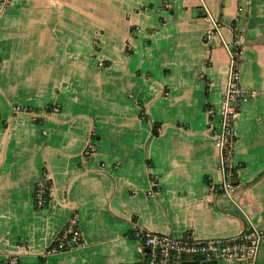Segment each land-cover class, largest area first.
Here are the masks:
<instances>
[{
    "label": "crops",
    "instance_id": "1",
    "mask_svg": "<svg viewBox=\"0 0 264 264\" xmlns=\"http://www.w3.org/2000/svg\"><path fill=\"white\" fill-rule=\"evenodd\" d=\"M235 30L247 96L226 194L214 130ZM74 214L84 245L46 254ZM250 225L264 264V0H0V264H134L140 230Z\"/></svg>",
    "mask_w": 264,
    "mask_h": 264
},
{
    "label": "built area",
    "instance_id": "2",
    "mask_svg": "<svg viewBox=\"0 0 264 264\" xmlns=\"http://www.w3.org/2000/svg\"><path fill=\"white\" fill-rule=\"evenodd\" d=\"M7 4L9 0H2ZM214 27L206 34L211 41L220 33V24L212 19ZM244 36L235 30L234 40L229 49V71L226 90L223 94L221 106L216 111L219 116V127L214 130L215 145L220 152L221 169L224 182L221 190L226 194L235 190L232 176L236 167L234 151L238 139L236 121L240 115V104L247 96L240 84V68L243 57ZM21 107H18L20 109ZM213 129V125L210 123ZM90 148L91 145H90ZM89 153L88 150L85 152ZM50 176L45 175L36 181L33 196L36 206L42 208L49 204L51 187ZM138 250L140 259L134 264H182L183 261H234L236 263L256 264L263 234L254 225H250L241 233L225 239H200L194 233L174 236L151 231L140 230ZM74 245H84L80 218L72 215L63 231L57 235L46 254H54L66 250ZM13 264H16L14 262Z\"/></svg>",
    "mask_w": 264,
    "mask_h": 264
},
{
    "label": "water",
    "instance_id": "3",
    "mask_svg": "<svg viewBox=\"0 0 264 264\" xmlns=\"http://www.w3.org/2000/svg\"><path fill=\"white\" fill-rule=\"evenodd\" d=\"M200 263H204V264H218V261L214 260V261H205V262H200V261H183L182 264H200Z\"/></svg>",
    "mask_w": 264,
    "mask_h": 264
},
{
    "label": "trees",
    "instance_id": "4",
    "mask_svg": "<svg viewBox=\"0 0 264 264\" xmlns=\"http://www.w3.org/2000/svg\"><path fill=\"white\" fill-rule=\"evenodd\" d=\"M48 109H49V107H48ZM239 110H240V108H239ZM155 134H156V131H155ZM236 175H237V171H236V167L234 168V170H233V176H232V180H233V178L234 177H236ZM49 186L51 187V185H50V182H49ZM33 195V194H32ZM33 199H34V196H33ZM49 201H50V197H49ZM36 204V203H35ZM36 206V205H35ZM46 206H47V204H46ZM37 207V206H36ZM140 239V238H139Z\"/></svg>",
    "mask_w": 264,
    "mask_h": 264
},
{
    "label": "rangeland",
    "instance_id": "5",
    "mask_svg": "<svg viewBox=\"0 0 264 264\" xmlns=\"http://www.w3.org/2000/svg\"><path fill=\"white\" fill-rule=\"evenodd\" d=\"M19 106H20V105H18V106H17V105H16V106H14V108H13V109H14V111H16V112H17V111H25L24 109H26V110H29V111H30V107H27V108H26V107H24V109H22V108L18 109V107H19ZM33 116H34V115H33Z\"/></svg>",
    "mask_w": 264,
    "mask_h": 264
}]
</instances>
